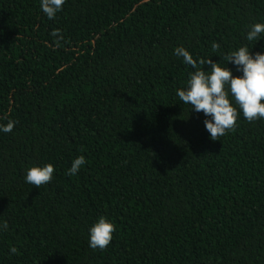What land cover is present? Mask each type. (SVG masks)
<instances>
[{
  "label": "trees",
  "instance_id": "1",
  "mask_svg": "<svg viewBox=\"0 0 264 264\" xmlns=\"http://www.w3.org/2000/svg\"><path fill=\"white\" fill-rule=\"evenodd\" d=\"M257 23L264 0H65L51 20L41 0H0V126L16 122L0 131V264H264V118L230 95L236 127L211 140L174 52L242 76L224 58L264 54ZM48 164V184L26 182ZM100 217L116 230L93 250Z\"/></svg>",
  "mask_w": 264,
  "mask_h": 264
},
{
  "label": "clouds",
  "instance_id": "2",
  "mask_svg": "<svg viewBox=\"0 0 264 264\" xmlns=\"http://www.w3.org/2000/svg\"><path fill=\"white\" fill-rule=\"evenodd\" d=\"M64 3L65 0H41V9L48 19H55L57 13L62 11ZM262 33L264 24L257 23L252 25L246 38L248 41H258ZM52 35L57 36L58 33L54 31ZM59 43L60 40H57V45ZM219 47V44L213 42L214 51ZM174 52L175 55L183 57L184 63L197 69L189 74L186 88L177 90V96L184 104L189 105L190 109L197 113L203 112L206 117H210L204 120V125L210 133L211 140L219 141L236 127L239 113L230 102V95L249 122L264 118V54L257 52L253 56L247 47H240L237 51L229 53L224 58L227 64H234L236 71L243 73L242 76H234L228 67H221L211 58L199 60L200 65H211L208 72L197 68V61L185 48L177 47ZM15 123L9 121L6 125L0 126V131L12 132ZM85 163L84 156L75 158L68 174H77ZM53 173L54 167L51 164L35 166L28 169L25 180L39 188L52 180ZM4 227H7L6 223ZM115 230L113 223L100 217L90 229L89 247L93 250H105L113 240ZM11 252L16 254L18 250L13 247Z\"/></svg>",
  "mask_w": 264,
  "mask_h": 264
}]
</instances>
